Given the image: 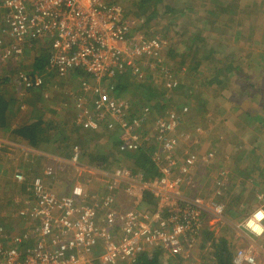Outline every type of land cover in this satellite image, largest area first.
Returning <instances> with one entry per match:
<instances>
[{"label": "built area", "instance_id": "1", "mask_svg": "<svg viewBox=\"0 0 264 264\" xmlns=\"http://www.w3.org/2000/svg\"><path fill=\"white\" fill-rule=\"evenodd\" d=\"M132 25L112 0H0V62L19 60L32 41H47V72L60 79L82 73L88 79L79 81L72 101L76 119L93 131H115L118 154L144 149L159 167L152 179L123 163L93 169L80 161V149L73 146L63 160L77 173L60 194L51 186L55 174L50 168L29 180L14 171L16 184L28 183L25 203L16 210L24 229L8 234L0 227V264H132L152 246L187 258L208 221H226L220 202L226 171L214 180L211 195L194 194L197 165L212 160L213 152L188 148L184 158L174 157L178 145L203 132L201 127L180 131L187 108L150 122L149 107L128 111L114 97L120 76L158 78L165 96L180 84L164 59L165 42L128 35ZM15 79L25 89H44V76L19 72ZM144 194L151 205L143 202ZM255 197L254 209L236 225L251 240L264 234V195ZM232 264H257V258L250 248H238Z\"/></svg>", "mask_w": 264, "mask_h": 264}, {"label": "rangeland", "instance_id": "2", "mask_svg": "<svg viewBox=\"0 0 264 264\" xmlns=\"http://www.w3.org/2000/svg\"><path fill=\"white\" fill-rule=\"evenodd\" d=\"M166 1V5L176 11L177 16L179 15L177 11L184 8L189 10L184 11L183 16L180 14L176 18L177 16L172 17L174 15L170 12L168 15H163L165 11L163 4L149 3L148 7L142 8L137 4L138 0H116L122 7L124 15L136 26L145 22L146 16L151 11L155 12L157 19L149 21L147 27H144L140 33L144 32L145 35L147 32L152 35L151 37H163L164 40L161 39L172 50L167 60L168 66L178 76L180 88L177 87L165 96L166 92L158 78L150 83L152 89L146 90L143 89L144 87L141 88L145 80L136 81L129 77H119L114 81V88L117 87L120 91L117 94L114 91V97L132 112L150 103L148 106L151 110L150 122L159 114L165 115L171 110L179 111L181 106H186L187 112L181 118L180 131L191 133L195 127H201L203 132L194 138L192 135L190 141L178 145L174 157L184 158V151L188 148L190 151L200 153L212 151L214 154L212 160L200 161L197 165L194 174L197 188L194 194L211 195L214 180L219 178L224 170L226 189L221 201L228 205L231 198L235 213L238 214L237 218L232 220L226 217L223 224H211L208 221L206 226L215 234L232 238L236 249L250 248L256 255L257 264H264V234L251 240L243 234V230L236 228V225L242 223L256 206L254 197L258 194L264 195V169H262L264 166V65L257 66L258 55L264 54V0ZM214 2L223 8V11H218V17L207 13ZM230 2L237 3V7L229 8ZM254 7L257 12L262 11V14L254 15ZM237 32L240 34L234 39V34ZM191 37H193L192 42L188 40ZM190 45L203 59L197 61L198 67L195 70L189 71L192 60L190 56L186 57L185 47ZM43 46L45 45L41 43L28 45L19 65L0 62V76L14 78L13 71L15 72L16 69L28 71L34 53ZM214 49L213 58L205 57ZM262 59L264 60V55ZM228 65L232 71L235 68L240 69V74H236L237 77L230 76L228 83L223 78H218L215 84L206 81V76L211 75L214 70L226 69ZM191 71H195V75H192ZM80 80L88 81L82 73H73L63 79L52 75L47 77V87L46 90L44 89L48 94L46 101L43 102L44 105L46 104L44 120L52 122L53 131L65 126L64 135L73 141L75 138L70 134L71 127H79L81 131L86 129L83 123L76 119L72 109V101L77 95ZM14 86L15 99L26 101L30 94L20 89L15 82ZM160 105L163 107H159ZM20 109L19 119L25 120L26 109L24 106ZM85 134L82 132L85 152L87 155L88 152L93 155L98 153L102 162L90 165L89 160L93 156L88 155V160L84 153L81 157L82 163L93 169L97 166L101 169L103 166L105 170L113 169L117 164L113 161L115 155L112 143L109 141L112 138L107 134L104 137L93 133ZM78 136L81 134H77ZM58 145L59 150H62L63 143ZM77 147L80 148L79 145ZM30 153L31 151L24 144L11 140L7 133L0 131V227L8 234L24 229V223L17 217L16 210L25 203V195L28 192V187H21L13 181L14 170H22L26 180H29L40 175L45 168L50 170L53 168L54 182L58 188L68 187L77 173L76 169L69 166L67 160L52 154L42 156L40 162L27 163L28 160H34ZM27 155L30 158H26ZM121 163L127 165L125 161ZM242 181L244 184L241 185ZM54 182H51L52 187ZM240 191L242 195L239 194ZM176 258V256L166 257L165 261L169 264V261H174ZM179 263L199 264L198 246L187 258H181Z\"/></svg>", "mask_w": 264, "mask_h": 264}, {"label": "trees", "instance_id": "3", "mask_svg": "<svg viewBox=\"0 0 264 264\" xmlns=\"http://www.w3.org/2000/svg\"><path fill=\"white\" fill-rule=\"evenodd\" d=\"M112 2H116V0H112ZM149 3H154L156 4H163L165 11H163V15H168V12L172 13V17H176V11H174L171 7L169 8L166 4V0H138L137 4L140 5L142 8L148 7ZM135 7V6H134ZM237 3L235 2H230V7L229 8H236ZM189 10L188 8H184L181 11H177V13L180 15L184 14V11ZM223 11V8H220L219 5L214 2V4H211L209 11L207 12L211 16H216L218 17L219 13L218 11ZM225 11L227 9H224ZM145 12V9H143ZM173 11V12H172ZM254 15H261L262 11L257 12V9L254 7ZM178 15V16H179ZM178 16L176 18H178ZM127 20L129 18L125 16ZM157 19V16L155 12L151 11L147 16L145 22H142L140 26H134L132 25L130 34L128 35H134L137 33H140V31L144 30V27H147L149 21H155ZM149 26L150 23H149ZM148 26V27H149ZM153 33V32H151ZM144 37H151L152 35H149V33L144 32L140 33ZM240 32H237L234 34V39L238 38ZM163 39V37H161ZM193 37L188 38L190 42H192ZM164 40V39H163ZM260 42V41H259ZM33 43H41L44 44L45 46L42 47L38 52L34 53V57L32 59V63L30 65V69L28 71H22L19 69H16L15 72L13 71V76L14 78L11 77H3L0 76V131L7 133L10 135L11 139H20L23 142L26 143V145L33 149V150H39V149H47V150H52L56 151V153H59L58 157H62L64 159L69 158L70 156V149L72 146H77L79 145L80 148V160L83 154L85 153L87 155V152H85V144L83 143L84 140L82 139V132H85L87 135L88 133L95 134L101 137L110 136L112 139L109 141L112 143V150L115 155V160H113L117 165L121 163V161H125L127 163L126 166H129L135 171L140 172L145 179H152L154 177H157L159 175V167H157L153 162H151L150 159V154H148L147 150L142 149L139 152L133 153V154H118L117 152V141L115 137V131H108L105 129H100L97 131H90L84 129V131H81L79 127H71L70 134L75 138L74 141L64 135V128L65 126L58 127V130L53 131L54 127L52 126L51 121H46L44 120V103L46 99L44 98V89L47 87L46 86V79L48 76H52L51 73L47 72V60H48V49L49 45L47 41H32L29 45ZM166 44V43H165ZM190 46H186V57L190 56V60H192V64H190V67L188 68L190 70H195L198 67V60L203 59L202 56L199 57L198 52L194 51L193 48ZM28 47V45L25 46V49ZM165 53H164V59L165 61L169 59V56H171L172 50L170 47L167 45L165 46ZM23 51V54H24ZM213 52L210 51L209 55L205 56L207 58H213ZM22 56L19 58V60H7L4 63H14L18 64L20 63ZM264 54L258 55L257 59L259 60V63L257 66H262L264 65V60L262 59V56ZM235 58V57H232ZM243 58V56H242ZM167 62V61H166ZM168 64V63H167ZM230 65H228V68L226 69H217L214 70V72L208 76H206V81H208L209 84H215L218 80V78H223V80L227 81L228 79L231 78L230 76L235 77L236 74H240L241 70L236 69L234 71L229 69ZM21 72L26 74L27 76L33 77V76H44V89H25L19 82L16 81V75ZM195 71H191L192 75H195ZM127 77V76H120V78ZM237 77V76H236ZM119 78V77H118ZM20 87V89H23L26 91V93H29L30 96H28L27 100H21L17 101L15 99L14 95V82ZM145 82H143V85L141 88L146 89V90H151V82L154 81V78H152L150 75H147V77L144 79ZM143 80V81H144ZM147 84V85H146ZM180 88V84L177 86ZM121 88V87H120ZM46 90V89H45ZM120 90L116 87L115 88V94H117ZM117 96V95H116ZM152 102V101H151ZM164 101H162L163 103ZM150 103H147L146 106H150ZM156 103H153V105ZM162 105V104H161ZM159 107H163V106ZM25 107L26 109V119L25 120H20L19 115H20V107ZM185 106V105H184ZM186 107V106H185ZM158 116V115H157ZM260 116V115H259ZM18 118L16 121L15 119ZM66 123V122H63ZM52 132V133H51ZM76 134V137H75ZM77 134H81V136L77 137ZM82 139V140H81ZM87 141V140H85ZM63 143V149L59 150V145ZM48 145H52L53 147H48ZM58 151V152H57ZM103 154V152H102ZM90 160H89V157ZM88 160L90 162V165L93 163H98L102 162L100 160V155L96 153L93 155L92 153L88 152ZM125 158V160H123ZM100 160V161H99ZM116 165V166H117ZM125 165V164H124ZM115 166V167H116ZM102 168H104L102 166ZM105 169V168H104ZM264 169V166L262 167ZM264 171V170H263ZM27 182L23 184H19V186L23 187L25 186L26 188L28 185L26 184ZM244 184V181L241 182V185ZM21 190V189H20ZM27 193V192H26ZM242 195V192L240 193ZM224 195V193H223ZM27 198V195H25V199ZM231 199V198H230ZM228 205H226L224 202H222L225 206L224 210V216L225 218L227 217L228 219L232 220L233 218H237L238 216L236 211L234 210V207L232 205V201H230ZM238 199V197L236 198ZM254 201H256V197H254ZM143 202H145V205H151L152 202L150 200V197L148 195H143ZM23 204V203H22ZM247 213V212H246ZM245 213V214H246ZM247 217V216H246ZM241 218V217H240ZM199 244H198V253H200V263L199 264H232V259L234 256V253L236 251V246L234 243V240L232 238H228L223 234H215L211 229H209L206 225L200 230L199 232ZM204 251V253H203ZM174 258V256L167 254L164 250L157 246H152L149 247L148 249L143 250L140 252L135 259L133 260L132 264H167L165 261V258ZM177 258L174 259V261H169V264H180L179 261H181V258L176 256ZM177 261V262H176Z\"/></svg>", "mask_w": 264, "mask_h": 264}, {"label": "crops", "instance_id": "4", "mask_svg": "<svg viewBox=\"0 0 264 264\" xmlns=\"http://www.w3.org/2000/svg\"><path fill=\"white\" fill-rule=\"evenodd\" d=\"M169 65V64H168ZM47 96H48V94H47ZM44 98L46 99L47 97H45L44 96ZM160 115V114H159ZM84 126V125H83ZM85 127V126H84ZM86 128V127H85ZM87 130H90V131H93V130H91V129H88V128H86ZM9 135V134H8ZM9 137H10V135H9ZM10 139H11V137H10ZM117 139V138H116ZM12 140V139H11ZM14 141H16V142H20V144H24L26 147H27V149H29L30 151H31V157H32V159H34L33 161H30V160H28L27 161V163H34V162H40L41 160H42V156H46V155H49L50 156V154H52L53 156H59V153H56V151H53V149L52 150H47V149H44V148H42V149H39V150H33V149H31V148H29L27 145H26V143L25 142H23L22 140H20V139H13ZM48 146H50V147H53L52 145H48ZM72 148V147H71ZM71 150V149H70ZM58 152V151H57ZM70 155H71V151H70ZM34 156V157H33ZM29 157V155H27L26 156V158H28ZM30 158V157H29ZM81 161V160H80ZM56 161H54V163H55ZM82 162V161H81ZM15 169L17 168V167H14ZM53 168H51V170H52ZM14 171H19V169H17V170H14ZM53 171V170H52ZM20 172H23L22 170H20ZM53 189L55 190V192L57 193V194H60V193H63L64 191H65V187L64 188H58L57 186H56V182H54V184H53Z\"/></svg>", "mask_w": 264, "mask_h": 264}]
</instances>
